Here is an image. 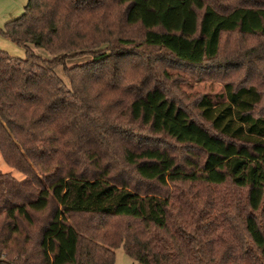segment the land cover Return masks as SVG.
Masks as SVG:
<instances>
[{"label": "trees", "instance_id": "obj_1", "mask_svg": "<svg viewBox=\"0 0 264 264\" xmlns=\"http://www.w3.org/2000/svg\"><path fill=\"white\" fill-rule=\"evenodd\" d=\"M0 33L25 47L0 51V264H264V0H28ZM167 67L242 76L193 115Z\"/></svg>", "mask_w": 264, "mask_h": 264}, {"label": "rangeland", "instance_id": "obj_2", "mask_svg": "<svg viewBox=\"0 0 264 264\" xmlns=\"http://www.w3.org/2000/svg\"><path fill=\"white\" fill-rule=\"evenodd\" d=\"M28 0H0V29H3L5 24L17 17H19L23 11ZM138 29L134 27H129L127 31V38H135L138 34ZM234 40H226L222 43L223 53L222 57H228L233 52ZM35 50L44 55L46 52L42 48H35ZM0 51L6 52L8 55L13 57L23 58L25 56V47L20 46L8 38L4 37L0 33ZM160 53H154L151 56L153 61L151 62L157 68L160 66L164 67L161 61H156L159 58ZM89 56H81L67 62V65H72L75 63H82L89 60ZM170 72V79L167 80V84L172 87V79L177 78L173 83V86L179 89V93L176 94L177 101L183 104L191 114H195L196 108L194 106V100L203 95L207 94L213 100H218L219 96L223 93V84L226 80H231L237 83L242 76V72L239 70H234L230 75H216L211 73V70H196L192 72L189 69L173 68L167 67ZM245 70V69H243ZM59 73L62 72L59 69ZM65 78V77H64ZM158 82H161L163 78L158 77ZM175 80V79H174ZM156 82V83H158ZM166 85V82H165ZM259 109L264 112V100L259 104ZM0 172H10L13 176L17 178H22L23 176L19 174L13 167L9 166L3 159L0 153ZM114 262L113 264H139L134 258L129 256L122 246L114 248Z\"/></svg>", "mask_w": 264, "mask_h": 264}]
</instances>
